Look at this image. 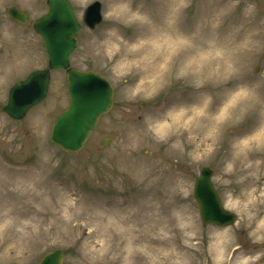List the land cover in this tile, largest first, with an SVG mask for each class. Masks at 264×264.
<instances>
[{"label":"rangeland","instance_id":"1","mask_svg":"<svg viewBox=\"0 0 264 264\" xmlns=\"http://www.w3.org/2000/svg\"><path fill=\"white\" fill-rule=\"evenodd\" d=\"M92 1L72 0L83 23L72 65L106 76L114 105L71 153L49 139L69 104L65 71L25 118L3 110L16 80L47 66L33 25L47 3L0 0V264H38L55 248L65 264H149L152 248L158 264H264V141L254 136L264 127V0H100L103 22L90 29ZM12 4L28 10L26 24L10 18ZM229 53L228 68L199 79L200 63ZM182 109L209 115L207 132L201 121L194 133L172 128ZM246 156L262 166L239 177ZM203 166L237 214L230 226L202 221L194 187Z\"/></svg>","mask_w":264,"mask_h":264},{"label":"water","instance_id":"2","mask_svg":"<svg viewBox=\"0 0 264 264\" xmlns=\"http://www.w3.org/2000/svg\"><path fill=\"white\" fill-rule=\"evenodd\" d=\"M10 16L25 23L29 15L16 6L9 8ZM101 20L100 3L91 4L85 13V22L94 27ZM35 29L44 40L49 58V68L33 71L25 80L18 81L11 89L4 110L20 119L28 109L47 94L51 69H66L70 105L57 116L50 139L64 150L79 151L95 129L99 116L113 104V88L100 73L83 71L71 66L70 57L77 47L81 29L70 0H48V11L35 22ZM211 170L204 168L197 179L195 194L205 222L229 224L235 215L226 211L210 179ZM62 250L47 253L40 264H63Z\"/></svg>","mask_w":264,"mask_h":264},{"label":"bare ground","instance_id":"3","mask_svg":"<svg viewBox=\"0 0 264 264\" xmlns=\"http://www.w3.org/2000/svg\"><path fill=\"white\" fill-rule=\"evenodd\" d=\"M222 42H225V40H222ZM195 43L198 44V46H199L200 41H196ZM216 43H213V45L215 46ZM213 48L214 47H212V44L210 42L209 43V49L210 50H214ZM155 60L157 61V59H155ZM232 62H233V56L230 55V53H229L226 58H224V57H217V58L212 59L210 61L209 65L206 66V67H204L202 65V63H200L199 66L201 68L200 70L202 71V73H201L199 79L204 80L205 78H214V77H216L219 73L222 72V70L224 68H228L230 66V63H232ZM156 67L158 68L157 70H159V63L157 64ZM156 77H157V79H160V78L162 79V75H160V74H158ZM247 92H249V91L248 90L243 91V92H241L239 94V96L240 97H243ZM237 99H239V98H237ZM177 103L178 102L175 101L171 105L170 110H173L175 108V106H176ZM228 109L229 108H227V110ZM223 113H224V111L221 113V116L220 117H222L224 115ZM203 117L205 119H211V117L209 115H201V114H197V112H194V111L191 112L189 109L188 110L187 109H182L174 117V123L171 124V126L173 128L176 123L178 124L180 122L178 124V127L180 125H181V127L184 126L185 128L189 126V128L187 130H190V132L194 133L193 127H195L197 125V123H199V121H201L199 124L201 125L202 130H205L206 129L205 132H207L208 126L205 123L206 120H203ZM261 118H262V116H261ZM258 119H257V117L255 119V120H257V123H258ZM209 122H210V124H209V130L211 131L212 128L215 126L216 123H213V120H210ZM256 129H257V126L252 129V132L256 131ZM254 136H256V139L258 141H264V127L260 131H257ZM261 166H262L261 163L257 162L256 160H252L249 156H246L244 159H241L239 161V166H238L239 173H238V176L239 177H246V176H248L250 170L258 169ZM242 181H243L242 183L246 182V180H242ZM251 182L252 181H249V182H247V183L244 184L245 185V189H249V190H247V194L249 195V199L253 196V193L256 190V186L254 184H252ZM253 200L255 201V199H253ZM122 235H124V234H121L120 238L121 239H124V236H122ZM132 236H133V238H132L131 241H133V242H140L141 240H143L144 239V227H143V229H137L132 234ZM149 250H150V248H149ZM158 250L159 249H155V248H152L151 249L152 257H151V261H150L149 264H158V262L155 259L156 258L155 256H157ZM166 260L168 261V258Z\"/></svg>","mask_w":264,"mask_h":264}]
</instances>
